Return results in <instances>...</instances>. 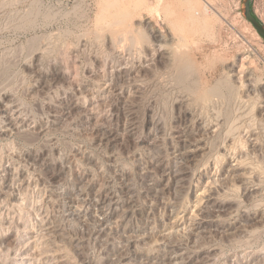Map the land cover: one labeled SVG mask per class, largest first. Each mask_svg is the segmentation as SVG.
I'll use <instances>...</instances> for the list:
<instances>
[{
    "label": "bare ground",
    "instance_id": "bare-ground-1",
    "mask_svg": "<svg viewBox=\"0 0 264 264\" xmlns=\"http://www.w3.org/2000/svg\"><path fill=\"white\" fill-rule=\"evenodd\" d=\"M131 8L129 4V12L125 11L122 18L111 23V26H120L119 29L107 30L97 23L94 31L87 32L85 37L79 36L77 46L65 49L61 61L54 57V71L46 72L42 66L51 50L61 42L53 40L39 46L33 53L31 68L45 87L52 89L60 83L65 86L47 103L45 118V115L30 117L12 92H2L0 112L4 114V121L0 125V138L41 139L73 117L85 127L87 140L96 150H107L112 142L128 140L136 151H143L144 144L153 137L150 145L159 149L158 157L147 162L144 168L142 163L138 165L142 167L140 176L146 181L142 196L147 200L140 201L132 183L133 176L139 173L137 169L120 167L111 156L107 162L115 177L104 178L99 186L96 169L104 167L99 166L98 155L89 153L81 145L75 148L72 157L52 147L51 151H21L23 169L10 162L6 167L1 154L0 230L10 231L15 226L18 231L15 237L0 240V253L8 255L16 250L13 255L16 260L8 261L10 264H74L75 258L81 264H221L222 259L227 261L223 264H264V248H235V253L226 256L218 244L206 246L199 242L204 234L246 238L255 225L264 227V199L260 200L259 210H243L247 197L257 194L262 197L264 192V82L248 67L252 53L229 64L228 77L208 90H198L197 84L192 83L185 91L171 92L169 98L177 117L169 124L165 118L152 116L146 127L139 121L136 101L160 89L172 88L176 83L156 75L158 62L174 66L177 84L184 85L190 82L187 80L192 65L183 52L164 53L165 37L156 35L152 29L145 33L148 30L142 22L131 25L133 11L139 12L138 9L131 12ZM127 40L130 43L125 45ZM107 44L111 49L106 48ZM126 47L130 48L129 53ZM57 48L61 51V47ZM62 51L61 54L65 52ZM225 108L228 112L234 111L235 116L223 115ZM138 156L142 155L138 153ZM74 159L84 160L83 165H75ZM76 166L79 169L74 175ZM205 180L207 185L202 187ZM163 181L167 184L160 189ZM198 189L202 193L195 199V210L188 217L187 207L183 205H190V195ZM36 190L35 199L30 201V191ZM172 190L176 194L167 199ZM41 193L50 195L43 199ZM51 201L54 211L48 208ZM109 235L120 237L123 244L104 248L105 244L97 256L88 254L90 251L86 249L91 240L100 243ZM26 239L29 240L24 244ZM67 249L75 258H70V252L65 253ZM63 253L65 262L56 256Z\"/></svg>",
    "mask_w": 264,
    "mask_h": 264
},
{
    "label": "rangeland",
    "instance_id": "rangeland-1",
    "mask_svg": "<svg viewBox=\"0 0 264 264\" xmlns=\"http://www.w3.org/2000/svg\"><path fill=\"white\" fill-rule=\"evenodd\" d=\"M246 2L247 0H0V68H6L3 70L0 69V71H4L3 73H0L3 74L0 75V96L1 93L5 90L8 92H12L15 99H17V103L19 105L21 103V107L27 113H29L30 117H33L35 115L34 117L42 118L46 114L45 107L47 103L51 102L55 98V95L61 92L60 87L63 88L65 84L60 83L59 85H57L58 87H55L57 89L52 88L54 91L47 86L45 87V83L40 81L38 74L35 73V70H33V68H31V66L33 67L34 64L33 53L38 49L39 46L43 44L45 45L46 42L53 43V40H57L56 43L61 42L58 44V46L56 44L57 47H61V51L62 49L63 51H65V49L67 51L70 47L77 46L79 36L85 37L87 35V32L90 33V31H94V27H97V23L103 28L107 27V30L112 27L119 29L120 26L111 25L123 17L122 13L126 14V12H129L128 6L130 4L132 5V8L130 9L131 12L134 9L139 10V12L137 13L133 11V19L129 20L131 25L134 24L133 26H135L142 22L143 25L146 26V30H148L145 33L148 34L151 31L150 29H152L155 31L156 35L165 37L166 39L164 41V53L173 55L178 52H183L184 54L188 55L187 58L189 57L188 59L192 65V73L190 72L189 74V77L191 79L188 78L187 80L190 82H187L184 85L177 84V81L175 79L176 70L174 66H171L169 64L170 61H168V64L170 66L163 65L162 63H160L161 61L158 62L157 66L159 68H157L158 71L156 75L161 78L165 77L169 81H171L172 79L173 83H176L173 84L174 86L172 88L168 87L169 89H160L155 94H150L151 96L148 97L146 96L147 98L144 96L142 100H139L140 102H138V100L136 101V104H139L137 105V115L139 119H141L139 121L141 123H144L146 127H149V122L152 116L155 118H165L164 121L171 124L175 117H177L175 107L172 105V100L169 98L171 92L175 93L179 91H185L187 89L185 87L187 85L190 86L192 83L194 85L196 83L197 87H199L198 90L200 89L201 91L208 90L211 87L216 86L217 84H219V81L222 82V80L224 81L228 77V72L226 69L227 66L229 64H232L233 62H238V58H243L252 53L250 56L253 59L251 60V63L250 61L248 62V67L251 71H254V74H256V78L264 82V39L258 34L256 29L245 16ZM107 3L111 6H105L108 5ZM125 7L126 9H128V11L125 9ZM253 9L257 17L264 24V0H254ZM192 14L193 16L191 17ZM189 17L191 20L189 19ZM169 32L171 34H169ZM172 34L174 38L172 37ZM127 41L128 43L126 41L122 43L124 44L126 42L125 45H127L130 43L129 40ZM60 44L63 46H61ZM67 45L68 48H64L65 46L67 47ZM107 47H110L111 49L110 44H107L106 48ZM56 48H54L55 50H53V52L51 50L52 53L50 52L48 54L49 58H46L47 60L45 59V63H43L42 68L45 71L47 70L46 72L55 70L54 67L56 66L54 64V57L57 61L60 59L62 60V58L64 57V53H66V51H62V55L60 53V48ZM126 49L127 53H129L130 48L126 47ZM55 52L60 53V55L56 54ZM130 53L133 52L130 51ZM57 55H59L58 57L61 56V58L57 59ZM126 56L129 57V54ZM83 59L86 60V58ZM115 59H117V56L115 57ZM3 84L5 85L3 86ZM181 85H183V87H181ZM159 93L161 94V96L159 95ZM156 98H159L158 101ZM252 101L254 102V100ZM43 109H45V112ZM223 111V115L225 114L229 118L231 115V117L235 116V112L232 110H229L228 112L225 108ZM3 115L4 114L0 112V125H2V122L4 121ZM45 117L46 115L43 118ZM73 118H70V121L68 119V121L57 126L56 130L51 132L53 134L50 133L51 136L49 135L41 139L29 140L20 137L17 138V136L7 137L5 139L0 138V151H4H1L0 155L4 154L3 157L4 161L6 162L5 166L7 167L9 165H7V163L10 162L14 163L15 167L18 166L23 169L25 163L21 158V151H29V153H33L37 149H46L47 151H51L52 147L56 150L59 149V151L63 155L72 157L75 148L81 145L86 148L89 153H93L96 156L98 155L97 157L100 161L99 166L104 167L102 169H96V171H98V173L96 172L97 176H99V186L100 183L105 179H112L115 177V173H113L114 171L109 165L110 162H107L110 156L113 157V161L116 160L114 161L115 164L119 165L120 167H126V169L131 171L137 169L136 171L139 173L138 175L133 176L132 183L135 186L136 190H138L137 193H139L138 195H140V201L145 202L147 199L146 197L142 196V191L144 192L143 188L146 187V181L142 180L140 173L141 168L146 167L147 162L158 157L157 154L159 149L154 148L152 145H150L153 141V137L148 139L147 144L149 145L144 144L146 145V148L143 149V151L137 150V152L128 140H125L126 142H112L107 147V150L106 148L105 150H102V148L96 150L95 146L90 145L89 140H87V130H85L86 132L84 133L85 127H82V124H77V122L74 121ZM75 127H77L80 132L83 128V132L80 133L79 131H76L77 128L75 129ZM86 136L87 138H85ZM44 138H46V140ZM49 140H53L55 142V145L53 144V141ZM49 142L50 144H48ZM51 143L53 146H51ZM138 153L142 156H138ZM11 154H14V156L12 157ZM81 160L82 159H78L77 161V159H74V164L82 166L84 160ZM139 163H142L141 168L138 166L140 165ZM78 169L77 166L73 169L74 175L78 172ZM262 179V181H264V177ZM207 182L208 180H205L202 184V187L206 186ZM166 184L167 182L163 181L160 189L165 187ZM37 191L38 190H36L35 193L34 191H30V201L31 199H35ZM43 193H41L43 199H46L48 194L50 195V193H47V195L44 194V196ZM170 193V195L167 194L169 196H167V199L172 198L173 193L176 194L174 190L170 191ZM201 193L202 189H198L196 192L190 195V199L188 200L190 205H183L185 206V208L187 207L188 213L184 214L188 217L191 216L192 212L195 210L197 203L195 201L197 200L198 195H200ZM232 196L234 198L235 194ZM247 199L250 200L248 201ZM262 199H264V192L262 197H260V194H257L254 197L252 196L247 197L245 200L243 199V206L245 205L243 210H259L260 200ZM49 203V210L54 211V208L51 206L52 201ZM15 212L18 213V208L15 209ZM23 214L26 215L27 213L24 212ZM23 214L19 213L18 215L23 217ZM254 227L251 228L254 233L252 232V234H250V236L246 238L244 236L227 238L228 236H225L223 234L221 235L220 233H213L206 234L208 236H206L205 234L202 235L199 242L200 244H205L206 246H208L209 244H218L219 246H221V248H223L226 256L227 254L231 255V253H235L237 250H241L247 247V249L251 250L264 248V227L260 228V225H255ZM0 231H2L0 232V240L2 241L6 236L12 238L15 237L18 228L12 226L10 231L6 229H4V231ZM110 235L109 237H103L100 243L91 240L88 244L90 247L88 246L86 249V251L88 250L87 252L90 251L88 254H91L92 256L96 254L97 256L101 251L100 249H102L103 245L105 244L106 245L104 246V248H111L112 245L121 246L123 244L120 237H117L116 235ZM204 237L205 239H203ZM28 240L29 239L24 240L23 243L25 244ZM96 243L100 246L98 247ZM95 246H97L98 248ZM88 248H90V250ZM66 251L67 252H65L64 250L66 254L70 252V254H68L69 256L71 255L70 258H75V255L73 252H71V250L67 249ZM15 252H10L8 253V255L5 252V256L3 255V253H0V263L2 264L3 262V264H10L11 262L15 261L16 259L13 256ZM65 253L56 256H59V258L62 259L64 258L63 262H65V257H62L66 255ZM6 255L8 256V260H6ZM11 256L13 258H11ZM4 257L5 260H3ZM40 258L44 257L41 256ZM8 261L10 263H8ZM72 261L74 262V264H81L79 263L80 261H78L76 258ZM225 261L226 259H222L221 264L227 262Z\"/></svg>",
    "mask_w": 264,
    "mask_h": 264
},
{
    "label": "water",
    "instance_id": "water-1",
    "mask_svg": "<svg viewBox=\"0 0 264 264\" xmlns=\"http://www.w3.org/2000/svg\"><path fill=\"white\" fill-rule=\"evenodd\" d=\"M253 1L247 0L245 3V16L247 20L253 25L258 34L264 39V24L260 21L253 9Z\"/></svg>",
    "mask_w": 264,
    "mask_h": 264
}]
</instances>
